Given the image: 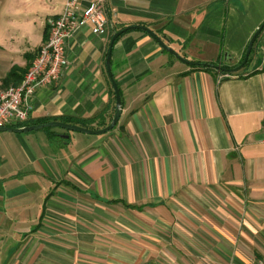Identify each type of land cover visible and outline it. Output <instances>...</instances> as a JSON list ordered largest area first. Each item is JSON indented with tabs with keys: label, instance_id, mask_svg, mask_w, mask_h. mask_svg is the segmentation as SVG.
Wrapping results in <instances>:
<instances>
[{
	"label": "crops",
	"instance_id": "1",
	"mask_svg": "<svg viewBox=\"0 0 264 264\" xmlns=\"http://www.w3.org/2000/svg\"><path fill=\"white\" fill-rule=\"evenodd\" d=\"M0 32L1 85L23 73L66 0H15ZM82 4L85 0H81ZM106 30L65 45L27 125L0 131V264H253L264 256V0H105ZM35 15V16H34ZM2 29V28H1ZM23 73L21 76H23ZM11 126V125H9Z\"/></svg>",
	"mask_w": 264,
	"mask_h": 264
},
{
	"label": "built area",
	"instance_id": "2",
	"mask_svg": "<svg viewBox=\"0 0 264 264\" xmlns=\"http://www.w3.org/2000/svg\"><path fill=\"white\" fill-rule=\"evenodd\" d=\"M105 0H66L62 11L47 20L48 35L38 52L26 67L16 85H1L0 76V127L26 121L31 109L30 98L39 86L57 82L67 65L65 45L72 34L87 24L103 33L108 16ZM262 121L264 124V112ZM253 264H264V256Z\"/></svg>",
	"mask_w": 264,
	"mask_h": 264
},
{
	"label": "water",
	"instance_id": "3",
	"mask_svg": "<svg viewBox=\"0 0 264 264\" xmlns=\"http://www.w3.org/2000/svg\"><path fill=\"white\" fill-rule=\"evenodd\" d=\"M264 26V21L260 24V26L257 28V30L254 32L253 36L251 37L245 54L243 56V59L241 61V63L235 67H231V68H221L219 65L216 64H202V65H208L217 69H223L226 70L228 72H235L238 69L241 68V66L246 62L249 53L251 51L253 42L256 38V36L258 35V33L261 31V29ZM129 28H139L141 30H144L145 32H147L154 40H156L160 46L162 48H164L166 51H168L169 53H171L172 55H174L176 58H178L179 60L183 61V62H188V63H196V62H189L187 61L185 58H183L181 55H179L172 47L168 46V44L166 43L167 39H163L160 36H158L154 31H152L150 28H148L147 26L144 25H129L126 26L118 31H115L110 39L109 42V47H108V51H107V55H106V60H105V66H106V70H107V74L109 77V80L111 82L113 91H114V95H115V105H114V113L112 116L111 121L104 126L103 128L100 129H88L85 128L83 126L77 125V124H70V123H66V122H61V121H47V122H42V123H37V124H31V125H24V126H1L0 127V131H13V132H25V131H30V130H34V129H39V128H44V127H54V126H58V127H62L68 130H76V131H80L83 133H92V134H100V133H104L106 131H108L109 129H111L115 123L118 120L119 114H120V110H121V99H120V94H119V90L117 87V84L114 80V78L112 77L111 74V68H110V57H111V46L113 44L114 39L121 34L122 32H124L125 30L129 29Z\"/></svg>",
	"mask_w": 264,
	"mask_h": 264
},
{
	"label": "rangeland",
	"instance_id": "4",
	"mask_svg": "<svg viewBox=\"0 0 264 264\" xmlns=\"http://www.w3.org/2000/svg\"><path fill=\"white\" fill-rule=\"evenodd\" d=\"M21 10H24V7L15 0H0V32L5 31L4 27L7 28L6 21L23 19L25 14L30 15L38 11L35 7H29L26 13Z\"/></svg>",
	"mask_w": 264,
	"mask_h": 264
},
{
	"label": "trees",
	"instance_id": "5",
	"mask_svg": "<svg viewBox=\"0 0 264 264\" xmlns=\"http://www.w3.org/2000/svg\"><path fill=\"white\" fill-rule=\"evenodd\" d=\"M47 35H48V31H47ZM47 35H46V38H47ZM22 73H23V69L21 70L20 68L14 66L11 69V71L9 72L8 78H13L17 74L18 75L17 80L12 83V84L16 85V84H18L20 82V80L22 78V76H21ZM27 124L28 123L26 121H23V122H19V123H13V124H10V125L18 127V126H24V125H27Z\"/></svg>",
	"mask_w": 264,
	"mask_h": 264
}]
</instances>
